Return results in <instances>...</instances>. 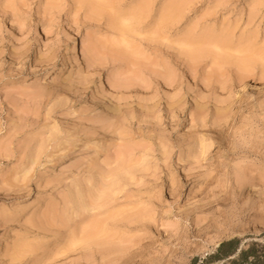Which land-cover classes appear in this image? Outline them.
<instances>
[{
	"label": "rangeland",
	"instance_id": "obj_1",
	"mask_svg": "<svg viewBox=\"0 0 264 264\" xmlns=\"http://www.w3.org/2000/svg\"><path fill=\"white\" fill-rule=\"evenodd\" d=\"M233 238L264 253V0H0V264Z\"/></svg>",
	"mask_w": 264,
	"mask_h": 264
},
{
	"label": "trees",
	"instance_id": "obj_2",
	"mask_svg": "<svg viewBox=\"0 0 264 264\" xmlns=\"http://www.w3.org/2000/svg\"><path fill=\"white\" fill-rule=\"evenodd\" d=\"M217 246L216 256H218L219 259L232 256L233 262L236 263L239 259L246 260L249 256H252L255 260L252 264H264V253L257 254L254 247L241 249L237 238L222 241Z\"/></svg>",
	"mask_w": 264,
	"mask_h": 264
},
{
	"label": "bare ground",
	"instance_id": "obj_3",
	"mask_svg": "<svg viewBox=\"0 0 264 264\" xmlns=\"http://www.w3.org/2000/svg\"><path fill=\"white\" fill-rule=\"evenodd\" d=\"M74 50L75 51H77V52H79L78 50H77V48L76 47H74ZM219 243H216V246L218 245Z\"/></svg>",
	"mask_w": 264,
	"mask_h": 264
}]
</instances>
